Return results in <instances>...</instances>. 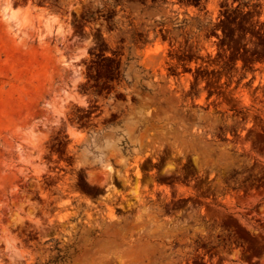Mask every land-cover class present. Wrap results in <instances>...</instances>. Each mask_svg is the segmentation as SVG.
<instances>
[{"label":"rangeland","instance_id":"1","mask_svg":"<svg viewBox=\"0 0 264 264\" xmlns=\"http://www.w3.org/2000/svg\"><path fill=\"white\" fill-rule=\"evenodd\" d=\"M0 264H264V0H0Z\"/></svg>","mask_w":264,"mask_h":264},{"label":"bare ground","instance_id":"2","mask_svg":"<svg viewBox=\"0 0 264 264\" xmlns=\"http://www.w3.org/2000/svg\"><path fill=\"white\" fill-rule=\"evenodd\" d=\"M10 18H15L18 14H17V12H16V10H13V11H10L8 14H7ZM50 27V26H49ZM57 29V28H56ZM59 29V28H58ZM49 30V29H48ZM60 31H58V33H59ZM57 33V32H56ZM159 47V46H158ZM161 48H159V50H160ZM156 52H158V51H156ZM67 65V64H66ZM65 66V65H64ZM68 67V65L66 66V68ZM65 68V67H64ZM64 70V69H63ZM68 70H69V68H68ZM67 70V71H68ZM63 72V71H62ZM194 131V130H193ZM132 140V139H131ZM123 162V161H122ZM138 164V163H137ZM124 166L125 167H127L128 166V164L125 162L124 163ZM108 167V170H110V171H112L113 170V168H112V166L111 165H108L107 166ZM141 172L139 171V169H138V171H137V175H139V176H141V174H140ZM94 174H92V176H91V180L92 179H94ZM111 216V218L112 219H114L115 218V215H114V213H112V214H110ZM62 219H64V218H62ZM130 258H132V259H140L141 258V256H139V255H137V254H132L131 255V257Z\"/></svg>","mask_w":264,"mask_h":264},{"label":"flooded vegetation","instance_id":"3","mask_svg":"<svg viewBox=\"0 0 264 264\" xmlns=\"http://www.w3.org/2000/svg\"><path fill=\"white\" fill-rule=\"evenodd\" d=\"M138 165V164H137ZM138 171V170H137Z\"/></svg>","mask_w":264,"mask_h":264}]
</instances>
